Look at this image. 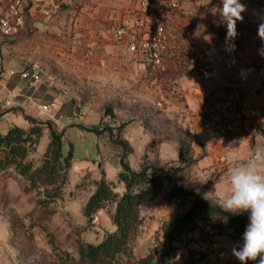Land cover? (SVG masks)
Segmentation results:
<instances>
[{
    "label": "crops",
    "instance_id": "crops-1",
    "mask_svg": "<svg viewBox=\"0 0 264 264\" xmlns=\"http://www.w3.org/2000/svg\"><path fill=\"white\" fill-rule=\"evenodd\" d=\"M142 1L152 0H8L21 4L24 17L16 34L0 36V135H6L13 127L28 130V118L43 123L53 112L59 120H72L76 116L72 99L83 109L81 114L87 120H91V110L99 100L111 108L128 105L129 91L142 90L149 74V64L137 48L146 38V30L139 27L144 15ZM155 1L159 15L167 23L177 19L184 26H189L190 19L213 1L214 11L220 7V0H178V9L172 10L173 0ZM242 16V21L250 18L258 28L264 23V5H250ZM262 48L264 41L258 37V31L252 44L239 51L222 45L209 48L200 71L177 82L175 89L183 103L169 101V115L176 116L186 135L195 139L191 155L198 161L194 169L205 173L218 171L214 184L222 188L227 187L229 169L252 155L257 137L264 139V99L250 95L264 90V72L260 71L264 67ZM26 70H34L41 82L30 87L21 77ZM234 95L242 98L248 110L247 119L237 126L234 135L205 133L203 114L213 104L230 102ZM126 134L124 131L121 136L130 147L132 143ZM43 140L48 146V137ZM239 140L243 141L232 145ZM168 145H163V149ZM43 155L37 151L35 157ZM179 156V147L175 145L174 160L163 156L162 164H178ZM113 168L118 181L121 166ZM131 169L141 170L134 166ZM0 180L5 179L0 175ZM158 199L143 205L141 214ZM99 216L110 222L105 212ZM110 227L112 230L111 222ZM220 239L208 246L201 245L209 256L202 264H216L217 250L226 247ZM135 254L139 259L148 255L136 251ZM238 263L232 255L228 264Z\"/></svg>",
    "mask_w": 264,
    "mask_h": 264
},
{
    "label": "rangeland",
    "instance_id": "rangeland-1",
    "mask_svg": "<svg viewBox=\"0 0 264 264\" xmlns=\"http://www.w3.org/2000/svg\"><path fill=\"white\" fill-rule=\"evenodd\" d=\"M181 24L177 19L169 23L168 33L172 40H176L177 31L185 27ZM240 24L241 41L237 45L238 48L252 44L253 35L258 31L250 18L241 20ZM221 43L223 48H226V44ZM221 45L219 42L209 41L206 49L208 51L209 48ZM202 61L203 59H200L198 65L191 66L189 70L198 66L201 68ZM180 80L149 73L144 79L145 87L142 90L127 92L130 103L112 107L113 112L108 116L105 112L109 106L101 100L92 108L91 120L81 114L83 109L74 99L73 111L76 116L72 120H59L58 114L51 113V119L48 118L43 123H52L59 133H63L65 155L73 150L69 184L60 199L51 204L47 211H41L35 194L23 195L22 182L11 178L0 180V264H50L59 252L68 249L76 252L79 242L95 245L102 241L107 230L111 228L109 220L98 215V222L93 224L83 216L84 207L96 191L94 179L104 177L109 183L115 181L112 183L116 188L115 192L122 196L125 189L116 181V170L113 166H121L125 154V161L129 166L140 169L148 164L163 165V156L169 161L174 160V146L179 147L181 140L189 138L177 117L169 115V101L183 103L181 95L175 89ZM61 109L63 110V107ZM80 127L113 130L114 138L118 141H123L121 133L126 131V137L131 140L132 146H128L125 152L121 147L111 146L109 132L96 136L85 134ZM45 137H48V132ZM165 144H169L167 149H163ZM46 150V140H43L37 151L44 154ZM42 157H35V161L41 160ZM178 165L179 163L174 166ZM194 168L195 166L183 175H177L176 185L198 194L208 184H214L215 179L219 177L218 171L205 173ZM170 190L171 186L165 187L156 204L142 211L143 225L134 243V249L139 254L145 255L163 243V226L182 219L191 208L189 205L169 204L166 196ZM238 216L248 218V215ZM207 224L198 220V229L192 233L185 231L174 243L175 247L180 245L186 250L185 264H202L209 256L201 245H211L216 238H221V242L226 246L217 250L216 264H228L232 258L234 243H242V237L232 229L211 239L210 229L207 228L211 223ZM73 228L75 231H72ZM217 233L219 232L215 231V234ZM223 252L227 254L228 259L221 257ZM255 262L249 261L248 264Z\"/></svg>",
    "mask_w": 264,
    "mask_h": 264
},
{
    "label": "trees",
    "instance_id": "trees-1",
    "mask_svg": "<svg viewBox=\"0 0 264 264\" xmlns=\"http://www.w3.org/2000/svg\"><path fill=\"white\" fill-rule=\"evenodd\" d=\"M241 3L247 8L255 4L264 5V0H241ZM212 11L214 1L209 6L201 8L198 15L190 19L189 26L181 27L177 31L176 40L170 37L169 23L164 21L168 49L162 54V60L167 70L160 75L175 80L200 71L199 66L193 70L189 68L197 66L199 60L204 59L209 41L219 40L225 43L226 28L219 24V15H213ZM240 25V21H237V36L234 41L229 42V46L235 44L236 51L241 49L237 47L241 41ZM112 112V108L108 107L105 115H111ZM27 121L31 125L28 130L13 127L6 135H0V175L4 179L11 178L22 182L23 195L35 194L38 208L47 211L51 204L62 197L69 184L73 150L71 149L67 155L64 154V135L59 133L52 123H39L31 118ZM79 129L96 136H103L109 132L111 146L121 147L125 152L128 149L127 143L114 138L113 130L85 127ZM46 132L49 141L47 150L41 160L35 161V154ZM194 143L195 139L190 136L180 141V166L148 164L136 172L125 161V154L118 175V183L124 186L125 193L122 196L116 193L114 184L107 182L103 177L100 181H94L96 191L83 209V216L89 222L105 212L110 219L112 230H108L102 241L95 245L79 242L76 252L69 249L59 252L50 264H176L174 243L185 231L192 233L198 229V220L206 225L211 223L207 226L211 239L229 229L242 237L249 218L224 212L211 206L203 198L202 194L213 190L214 184H208L198 194L176 185L177 175L187 173L198 161L191 155ZM167 186H171L166 196L169 204L189 205L191 208L182 219L174 224L164 225V242L149 252L145 258L139 259L135 254L134 243L143 225L141 208L157 199ZM72 231H75L74 228ZM200 231L202 232L201 229ZM215 231L219 233L215 234Z\"/></svg>",
    "mask_w": 264,
    "mask_h": 264
},
{
    "label": "clouds",
    "instance_id": "clouds-1",
    "mask_svg": "<svg viewBox=\"0 0 264 264\" xmlns=\"http://www.w3.org/2000/svg\"><path fill=\"white\" fill-rule=\"evenodd\" d=\"M245 11L241 0H220L218 11H212L213 15H219V24L226 28L225 44L228 50H235L234 43L228 47L229 42L235 40L237 21L243 19L241 14ZM258 37L264 41V23L258 26ZM260 54L264 56V48L260 49ZM242 141H233L232 145ZM202 195L211 206L231 215L248 214L249 223L243 232L242 243L232 248V255L240 264L257 260L258 264H264V139L257 137L252 155L229 169L226 188L215 183L213 190Z\"/></svg>",
    "mask_w": 264,
    "mask_h": 264
},
{
    "label": "built area",
    "instance_id": "built-area-1",
    "mask_svg": "<svg viewBox=\"0 0 264 264\" xmlns=\"http://www.w3.org/2000/svg\"><path fill=\"white\" fill-rule=\"evenodd\" d=\"M135 1V0H123ZM141 7L144 15L139 22V27L145 29L146 38L138 45V50L143 54L149 64V72L162 74L167 70L162 60V54L168 49L167 31L164 25L165 19L159 15L158 6L155 0L142 1ZM179 7L178 0L171 2L170 8L177 10ZM24 13L20 3L8 0H0V36L11 37L17 33L20 24L23 21ZM264 72V67L261 68ZM15 76L16 73H11ZM21 77L30 87L41 82L40 76L34 70H26ZM252 97L261 96L264 99V90L261 92H252ZM48 109L47 107L45 108ZM248 116V110L244 107L242 98L234 95L232 100L227 103H217L211 105L203 114L202 129L207 134L224 133L234 135L239 124L243 123ZM93 224L98 222V216L93 218ZM241 241L234 243L238 247ZM186 250L178 245L174 253L176 264H185ZM223 259H227V254H221Z\"/></svg>",
    "mask_w": 264,
    "mask_h": 264
}]
</instances>
